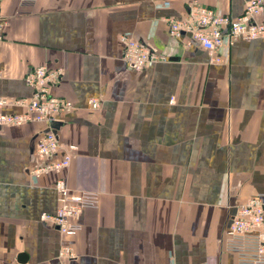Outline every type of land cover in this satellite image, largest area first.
Listing matches in <instances>:
<instances>
[{"label":"crops","instance_id":"0c3cea01","mask_svg":"<svg viewBox=\"0 0 264 264\" xmlns=\"http://www.w3.org/2000/svg\"><path fill=\"white\" fill-rule=\"evenodd\" d=\"M247 1L0 0V96L30 100L27 74L49 66L62 70L52 94L75 104L55 125L66 168L37 172L43 123L0 128V264H237L231 210L264 195V38L214 63L170 23L193 3L236 19ZM125 36L160 58L136 71ZM60 180L99 196L73 236L44 220Z\"/></svg>","mask_w":264,"mask_h":264},{"label":"built area","instance_id":"2783aa9c","mask_svg":"<svg viewBox=\"0 0 264 264\" xmlns=\"http://www.w3.org/2000/svg\"><path fill=\"white\" fill-rule=\"evenodd\" d=\"M263 12L264 0H248L242 15L236 19L193 3L189 5L184 18L170 23V33L174 37L189 34L194 42L209 53L211 61L218 63L223 61L219 51L226 44L264 38V21L260 19ZM5 26V20L0 18V51L5 40ZM121 43L124 61L136 71L143 70L160 58L136 39L125 36L121 38ZM61 76L60 69L35 67L25 79L33 91L30 100L0 96V128L27 123H43L48 128L36 142L37 172L66 168L71 163V156L61 151L55 128L59 116L75 109V104L51 92L53 87L59 85ZM12 104L24 105L27 110L23 114L5 113ZM88 104L94 111L101 108L98 98H91ZM60 154L62 157H58ZM56 188L60 192L58 211L54 215L46 214L44 220L65 236H73L81 230L79 219L84 211L98 206L99 196L90 192L71 194L63 180L57 182ZM227 236L226 249L237 256V264H264V195L251 198L237 209ZM60 257L75 256L73 250L65 246Z\"/></svg>","mask_w":264,"mask_h":264},{"label":"water","instance_id":"95a60500","mask_svg":"<svg viewBox=\"0 0 264 264\" xmlns=\"http://www.w3.org/2000/svg\"><path fill=\"white\" fill-rule=\"evenodd\" d=\"M35 141H36V140H34V142H33V149H32V151H33L34 154H35V146H36ZM232 206L235 207V202H234V200H233V204H232ZM236 213H237V208H233V209L231 210V218H230V221H229V226L232 225L233 217L236 215Z\"/></svg>","mask_w":264,"mask_h":264}]
</instances>
